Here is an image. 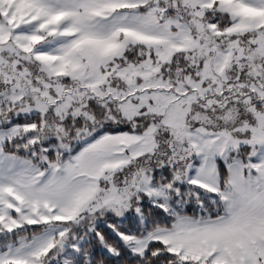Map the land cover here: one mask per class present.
I'll use <instances>...</instances> for the list:
<instances>
[{
	"label": "snow or ice",
	"instance_id": "1",
	"mask_svg": "<svg viewBox=\"0 0 264 264\" xmlns=\"http://www.w3.org/2000/svg\"><path fill=\"white\" fill-rule=\"evenodd\" d=\"M0 264H264V0H0Z\"/></svg>",
	"mask_w": 264,
	"mask_h": 264
}]
</instances>
